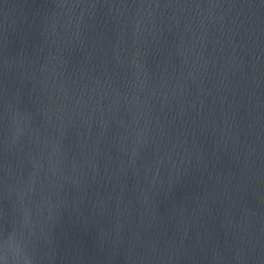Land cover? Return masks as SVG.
<instances>
[{
  "label": "water",
  "instance_id": "1",
  "mask_svg": "<svg viewBox=\"0 0 264 264\" xmlns=\"http://www.w3.org/2000/svg\"><path fill=\"white\" fill-rule=\"evenodd\" d=\"M0 264H264V0H0Z\"/></svg>",
  "mask_w": 264,
  "mask_h": 264
}]
</instances>
